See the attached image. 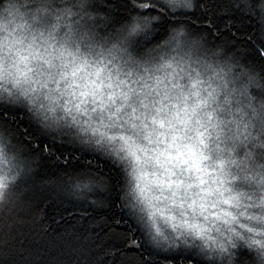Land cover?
I'll return each mask as SVG.
<instances>
[{
	"label": "clouds",
	"instance_id": "obj_1",
	"mask_svg": "<svg viewBox=\"0 0 264 264\" xmlns=\"http://www.w3.org/2000/svg\"><path fill=\"white\" fill-rule=\"evenodd\" d=\"M156 3L162 9H167L165 0H156ZM30 6L31 0H0V104L16 99L18 102L14 106H25L39 121L45 118L61 121L70 117L71 124L79 125L78 116L76 123H73L71 116L64 111L67 106L72 109L73 115L77 111L76 104L71 107V101L60 104L58 107L64 115H59L52 96L41 91L45 87L43 77L46 73L51 75L53 68H62L66 74L70 67L72 76L76 77L79 72L83 80L85 75L90 78L103 66L106 74L114 72L132 80L141 86V95L136 96L135 101L140 105L143 101V105H146L143 108L148 110L149 116L164 123L163 128L151 124L152 137H156L158 132L164 133L172 142L175 136L174 144L186 157L191 148L202 169L198 172L191 168L189 165L192 161L189 160L186 164L187 177L184 167L178 172L174 171V181L182 182L178 196L175 184L166 191L165 187L153 182L159 179L160 167L151 161L137 165L126 152L121 153L130 169L123 198L129 210L145 221L150 242L155 244V237L160 244L197 248L206 264H231L230 254H235V249L244 246L251 252L245 264H264V197H259L260 216H246L243 211H219L227 205L224 200L231 197L230 191L227 187H212L213 183L219 185L221 181H213L211 176L208 177L209 183L205 182L208 168L214 170L213 175L230 176L232 181H239L240 174L231 166L243 164L245 169L252 172L244 179L251 181L254 190L258 187L264 191V76L254 68L241 65L222 45L208 48L195 37H192V43L184 45L183 38L191 36L185 27L176 49L182 51L185 69L179 74L173 72L171 86L161 92L149 88L147 82L154 78L150 73L172 70L173 63L165 60L155 69H149L132 60L131 50L142 46L140 35L129 36L127 27L121 26L118 33L113 34L116 42L111 43L105 60L101 61L99 57L104 53L97 52L88 37L74 39L70 31L60 36L56 31L58 25H54L47 37L42 39L44 34L33 31L25 22L28 15L25 10ZM30 18L36 19L35 15ZM38 41L44 49L41 53L35 50ZM113 49L128 56L132 66L125 61L124 65L117 67L119 61ZM93 56L96 58L93 59ZM57 60L59 64L55 63ZM80 65H83L82 69ZM257 78L258 97L252 94V86ZM155 80L159 83L160 77L156 76ZM91 127L95 126L88 124V127L81 126L75 131L88 134ZM133 135L137 143L144 140V133L138 130ZM116 146L120 147L119 141ZM5 147L0 144L3 150ZM176 150L173 147V151ZM241 153L243 156L238 161L236 157ZM164 175L167 177L166 173ZM201 179L204 183H200ZM174 191L176 195H173ZM5 203L6 198L0 200V210H3ZM240 217L256 223L249 226ZM236 224L252 235H243L245 240H239L237 237L241 233L236 231ZM156 228L160 230L159 235ZM166 228L171 229L172 235L166 233ZM252 240L259 243L251 244ZM234 242L236 247H233ZM232 259H235V255Z\"/></svg>",
	"mask_w": 264,
	"mask_h": 264
},
{
	"label": "trees",
	"instance_id": "obj_2",
	"mask_svg": "<svg viewBox=\"0 0 264 264\" xmlns=\"http://www.w3.org/2000/svg\"><path fill=\"white\" fill-rule=\"evenodd\" d=\"M64 1L83 13V19L90 28L87 33L96 38V43L103 40L115 43L113 34L118 33L121 26L130 25L129 22L141 11L133 0H60L57 5H63ZM202 2L230 6L219 26L225 35H229L227 28L231 23V31L236 34L235 41L224 43L214 32L210 34L206 30V20L191 23L201 15L199 4ZM246 2L253 0H194L192 9H162L155 2L151 14L162 16L166 23L155 26L147 40L140 34L142 46L131 50L132 59L144 60L148 65L158 64L162 56L174 55L177 52L174 44L178 43L180 36H176L173 28L182 21L189 25L191 33V36L183 38L184 45L192 43V37L203 41V45L208 48L222 45L241 65L254 68L264 76V66L253 51L249 39H259L264 22L261 21L258 8L253 11L236 6ZM258 87L259 78L252 86V94L257 97ZM12 107L19 111L17 123L11 131L14 133L17 126L21 131L29 127L35 136H39V142L48 143L51 151L43 156L32 151L29 140L33 141V147L38 142L34 137L25 139L13 134L6 141L23 169L13 181L5 183L6 203L0 210V264H87L94 259L98 251L95 245L99 243L97 233L100 231L92 219L94 213L88 207L94 195L85 192V199L70 188L57 184V181L68 180L70 175H75V167H83L89 162L111 185V197L116 205L112 207L111 213L121 219L120 227L130 229L144 248L159 253L153 257L154 264H167L164 257L169 254L168 245L156 248L150 242L139 215L131 212L125 200H121L127 187V176L122 166L97 146H86L61 133L48 130L41 132L39 121L25 106ZM180 250L189 257L184 264H206L197 248L180 246ZM245 250L249 251L248 248ZM250 257L244 255L246 261ZM115 259H119V254ZM105 260L108 264H114L113 257H105Z\"/></svg>",
	"mask_w": 264,
	"mask_h": 264
},
{
	"label": "snow or ice",
	"instance_id": "obj_3",
	"mask_svg": "<svg viewBox=\"0 0 264 264\" xmlns=\"http://www.w3.org/2000/svg\"><path fill=\"white\" fill-rule=\"evenodd\" d=\"M156 0H133L135 6L140 9L137 15L133 18V22L127 26V31L129 36L131 35H140L143 34V38L145 40L148 39L149 34L152 29L157 26H163L166 21L163 20V17L160 15H152L151 9L155 7ZM177 6L192 9L194 7L192 0H168L166 7L167 8H176ZM237 7H247L255 11L257 8L259 9V14L261 16V21L264 22V0H253V2H246L244 5H236ZM226 5L221 4H213L209 2H202L199 4V8L202 9L201 15L193 20L191 23L195 24L197 21L206 23V30L212 34L213 32L216 34L218 39H222L224 43H229L231 41L236 40V34L231 31V23H229V27L227 31L229 35H225V32L220 30V23L223 22V16L226 15ZM188 28L189 25L185 22H178L177 26L173 28V32H175L176 36H180L182 34V29ZM176 37L174 36L173 39ZM251 45L253 47V51H255L256 56L260 59L262 66H264V29H262L261 35L259 39L250 37ZM24 59V58H22ZM45 63H48L45 61ZM83 68V65H80V69ZM30 71V69H29ZM102 69H97L95 75L99 78L101 75ZM73 75H76L73 72ZM123 83V82H121ZM111 86V85H109ZM34 91V90H33ZM129 92H123L120 95L123 98L124 104H121L116 108L115 112H110L108 116L107 122H105L103 116H101L98 121L97 126L91 127L92 138L94 140L88 142H94L96 145L104 146L108 145L109 154L114 156L117 160H123L125 157L121 155L122 152H126L128 156H131L134 162L137 165H142L151 161L155 163V165L159 166L164 170V173L167 176L175 175L172 171L171 167H169V162L175 161L176 164H188L189 160L192 163L189 165L191 168L196 171H202L200 167L199 160L195 157V154L192 152L191 148L188 149L189 155L186 157L184 152L179 149V146L174 144L175 136H173L172 142H170L169 147H176L175 156L168 153V150L165 149L161 152L159 149H153L152 152L154 155H149V149L144 147L143 145L136 142L132 136H126L124 134H119L112 132L111 130L117 127L122 126L121 122L124 124H131V128L133 130L137 129V125L135 123H131V119L123 120L121 116V109L124 108L125 104H127L129 100ZM82 96L88 95L87 92H82ZM95 96L96 93L94 92ZM18 101L16 99L11 100L9 103L0 104V144H4L6 141H9L11 136L18 135L27 139L28 137H34L37 143L33 147V141L29 140V147L34 151L37 155L43 156L45 153L51 151L47 142H39V136H35L33 131L29 127H24L23 131L17 126L15 127L14 133L11 131L13 126L17 123V113L19 109L13 110L15 103ZM108 102L115 103V93H110L108 95ZM8 105V106H5ZM141 105H143V101H141ZM76 113L79 115L82 111L84 114H87V110H81L80 104H76ZM100 108L102 110H108L106 108L105 101L101 100ZM31 111V110H29ZM50 111H54V109H50ZM64 111L71 116V120L73 123H76L77 115H71L72 109L65 106ZM136 112V108L133 107L132 113ZM128 115V114H125ZM139 119L138 117H135ZM153 124L158 125L160 128L164 127L163 121H158L155 117H150ZM89 125L91 124V117H89L88 121H86ZM40 131L50 129L54 126L59 125L58 119L49 120L45 118L42 121H39ZM144 132V140H146L149 144L157 143L160 141L157 139L153 141L152 139V131L149 132L148 125L142 124ZM159 135H164V133H159ZM120 142V147L116 146V142ZM3 153V149L0 148V154ZM143 154V155H141ZM75 175H70L68 180H59L57 181L58 186L70 188L74 193L78 196H84L87 199V196L84 195L85 192L92 193L94 198L88 202V207L92 209L94 215L92 219L96 221V226L100 229L97 233V239L99 243L95 245V248L98 250L94 259L87 262V264H108V261L105 260V257H113L114 264H154L153 257L159 255L157 252H153L147 248H144L143 244L136 238V236L131 232L130 229H124L121 226V219H118L115 213H111L112 207L116 206L115 201L111 197V185L106 182L105 177L99 173L96 169L93 168L91 162L83 167H75L73 169ZM143 176H146L145 173H142ZM154 183H158L161 186L165 187V181L163 180H154ZM200 183H204V180H200ZM173 184H175L176 189L178 190L181 181H172L168 180L166 182V186L168 189H172ZM6 185L4 183V178L0 177V200L6 198V193L4 189ZM108 193V195H106ZM173 195H176V192H173ZM124 198L121 197V200ZM233 197L226 198L224 200L225 204H229ZM203 207V206H202ZM111 213V214H110ZM226 215H231L230 213H226ZM248 231H252V229H248ZM157 235L160 234L159 228H156ZM239 240H245V237L242 234H239L237 237ZM155 247H161L159 241L155 240ZM247 242V241H245ZM259 243L258 241L252 240L251 244ZM233 247H236L235 242L233 243ZM175 249V251H173ZM169 254L164 257L167 264H184L185 261L189 259V257L185 256L184 253L180 250V246L176 244L168 245ZM147 253V255H145ZM119 254V259H115ZM235 255V259H232V256ZM231 264H245L244 253L238 252L235 254H230L229 256Z\"/></svg>",
	"mask_w": 264,
	"mask_h": 264
},
{
	"label": "rangeland",
	"instance_id": "obj_4",
	"mask_svg": "<svg viewBox=\"0 0 264 264\" xmlns=\"http://www.w3.org/2000/svg\"><path fill=\"white\" fill-rule=\"evenodd\" d=\"M59 2L60 0H31L30 8L25 10L28 12V15L25 16V22L29 24L33 31L37 33H43L44 37H42V39L47 37L48 32L52 30L54 25H58L56 31L60 36H63L65 35V33H69L70 31V34L74 39H79L80 37H88L89 42L93 45L94 49L97 52L104 53V55H101L99 57L101 61H104L105 56L107 55V49L111 47L112 42L109 43V40H103L100 43H96V38L88 34L90 28L89 24L83 19V13L79 12L78 10H74V8L69 6L70 3H67V1H64L63 5H57ZM165 2L167 3L168 0H165ZM175 9L186 8L177 6ZM32 15H35V20H32L30 18ZM174 46L177 49L178 43L174 44ZM35 50L37 53H41L44 51V49L40 46L39 41L37 42ZM49 51H52V49H49ZM113 54L117 56V60L119 61L117 67H121L122 65H124L125 61H128L129 66H132L128 56L124 55L122 52H118L113 49ZM181 57L182 51H177L174 55L162 56V60H159L158 64L146 65L144 60H132H135L137 63L142 64L149 69H155L156 67L160 66L165 60L171 61L173 63L172 70H162L159 72L153 71L152 73H150L154 78L153 80L147 82L149 84V88H156L159 91L163 92L166 88H169L171 86V81L174 78L173 72L175 74H179L185 69V60ZM92 58L95 59L96 57L93 56ZM55 63L59 64L60 61L57 60L55 61ZM101 69L102 71L99 78L95 75H92L90 78L89 76L85 75L83 77V80H81L79 72H77L76 77L72 76V69L70 67L67 69L66 74L64 72V69L62 68H53L51 75L47 73L44 75L43 79L46 83L45 87L42 88L41 91L52 96V101L54 105H57V111L59 115L64 114L63 110L58 106L69 101L72 102V104H70V107L79 103L82 110H87V114H84L83 111L79 115H77V113L75 112L73 113V115L78 116V119L80 121L79 125L71 124L70 117H66L65 120L59 121L58 127L54 126L50 129H47L48 131L70 136L71 138H74L78 142L80 141L86 146H97L104 152L109 154L108 145L99 146L94 142H88L90 141V139L94 140L91 133L82 134L75 131L76 128L81 126L88 127V123L86 121H88L89 116H91L92 118L91 124L93 126H96L98 124L101 116H103L105 122H107L110 112H115L117 107H119L121 104H124L123 98L120 94L123 92H129V90H131V92L129 93V100L127 104H125L124 108L121 109V116L123 117V120L131 119V123H135L138 127L137 129L133 130L130 123L124 124L123 122H121L122 126L114 128L111 131L119 134H124L126 136H132L133 139L136 140V136L133 135V132L138 130L144 133L145 130L143 129L142 124H147V130L151 132L152 121L150 119L148 110L143 108V106H141L138 101H135V97L141 95V86L134 83L132 80L124 78L123 75H116L114 72L106 74L103 70V66L101 67ZM137 75L139 76L140 73H137ZM62 76L63 78H61ZM156 76L160 77L159 83H157V81L155 80ZM65 80H67V83H65ZM121 81H123V83H121ZM82 92H87L88 95L82 96ZM94 92L96 93L95 96L93 95ZM110 93H115L114 104L108 102V95ZM77 97L79 99H77ZM101 100L105 101L106 108L108 110H102L100 108ZM81 101H83V103H81ZM133 107L136 108V112L134 114L132 113ZM135 117H138L139 119H136ZM156 127L159 126L157 125ZM152 139L153 141H156L158 139L160 143L157 144L154 142L152 144H149L146 140H143L142 143L138 142L139 144L149 149L150 156L155 154L152 152L153 149H159L161 152L167 149L169 154L175 156L176 152L173 151V147H169L171 141L168 140L166 134L159 135L158 132L156 137H152ZM3 145H6V147L4 148L3 153L0 154V177L4 178V183H8L15 179L17 173L20 172L23 167L18 158L15 157L14 152L10 150V147L7 145V143L5 142ZM110 156L122 166L123 170H125L128 182L130 169L127 159L117 160L114 156ZM242 156L243 154L241 153L236 157L237 160L239 161ZM152 163L155 165L154 161ZM169 165H173V167H171L173 172H178L181 167H184L185 176L187 177L188 172L186 164H176L175 161H171L169 162ZM155 166L159 167L157 165ZM231 168L240 174L241 179L239 181H232L230 176L225 177L219 176L218 174L213 175V169H206L205 182L209 183V176L212 177L213 181L217 179L220 180L221 184L217 185L213 183L212 187H227L230 191L231 197L234 198L229 204L218 210L228 211L230 213H234L235 211H243L246 213V216H260L261 200L259 199V197H264V191H261L258 187L254 190L251 187V181L244 179L245 176H251L252 172L248 169H245L243 164L232 165ZM158 175L160 180L165 181L166 191L168 189L166 186V182L168 180L174 181L176 179L175 175L165 177L163 169H161V172ZM179 194L180 190L178 189L177 195L179 196ZM233 201L235 203H233ZM254 204L255 206H253ZM239 219L243 222L249 223V226H253L256 223L255 221H247L245 217H240ZM141 221L143 222V227L149 235V229L146 226L145 221L143 219H141ZM235 228L236 231H239L242 235H252L250 233H246L245 229H241L239 227V224H236ZM165 231L167 234L172 235L171 229L166 228ZM165 245L166 244H161V246ZM245 248L246 247L241 246L234 251L236 253L243 252L245 256L250 257L251 252L245 250Z\"/></svg>",
	"mask_w": 264,
	"mask_h": 264
}]
</instances>
